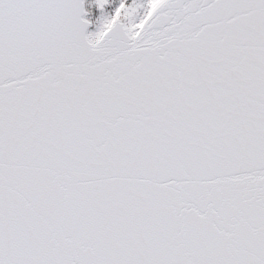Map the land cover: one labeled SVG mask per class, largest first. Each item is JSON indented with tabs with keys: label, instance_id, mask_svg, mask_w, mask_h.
<instances>
[{
	"label": "snow or ice",
	"instance_id": "6c2138e0",
	"mask_svg": "<svg viewBox=\"0 0 264 264\" xmlns=\"http://www.w3.org/2000/svg\"><path fill=\"white\" fill-rule=\"evenodd\" d=\"M0 264H264V0H0Z\"/></svg>",
	"mask_w": 264,
	"mask_h": 264
}]
</instances>
